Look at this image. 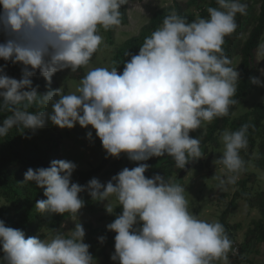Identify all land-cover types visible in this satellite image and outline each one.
Instances as JSON below:
<instances>
[{
    "label": "clouds",
    "instance_id": "clouds-1",
    "mask_svg": "<svg viewBox=\"0 0 264 264\" xmlns=\"http://www.w3.org/2000/svg\"><path fill=\"white\" fill-rule=\"evenodd\" d=\"M126 2L0 0V60L21 66L19 78L0 66V112L10 113L0 121V137L13 128L35 132L49 123L69 130L90 127L86 139L92 141L94 131L106 158L123 154L136 164L107 182L93 177L84 185L73 182L77 165L70 160L28 168L23 184L44 190L45 199L37 200L35 209L49 218L68 214L69 219L51 229L47 239L26 237L0 220V264H97L79 219L86 205L82 194L115 217L106 225L115 233L112 264H229L233 241L224 225L190 212L178 180L160 173L146 176L150 165L145 162L166 155L184 169L200 159L201 141L189 133L227 116L237 103L240 73L223 45L237 28V14H246L242 0H215L217 7H207V18L192 22L170 13L138 53H126L130 59L121 72L94 68L75 93L48 88L40 94L39 85L33 86L37 73L50 84L57 72L87 66L103 43L99 29L119 26ZM250 82L264 86L255 77ZM33 107L37 110L30 111ZM250 127L245 123L221 133L224 151L216 163L226 179L218 177V187L235 185L245 170L241 151L248 147ZM97 240L103 244L106 237Z\"/></svg>",
    "mask_w": 264,
    "mask_h": 264
},
{
    "label": "rangeland",
    "instance_id": "rangeland-1",
    "mask_svg": "<svg viewBox=\"0 0 264 264\" xmlns=\"http://www.w3.org/2000/svg\"><path fill=\"white\" fill-rule=\"evenodd\" d=\"M212 0H127L126 26H116L112 31V45H109L106 31L99 29V34L103 37V43L96 51L94 59L87 66L83 67L82 78L92 69L97 67H106L111 70L114 67V54L126 41L140 35V30L150 20L151 16L164 8H170L171 13L175 12L174 5L179 4L184 15L196 19L202 10H207ZM261 0H242L247 5L246 14L236 16L237 28L241 30V17L249 20L250 28L255 25L259 12ZM129 8H128V7ZM162 25V24H161ZM159 25L158 28L161 26ZM249 28V29H250ZM248 29V30H249ZM156 30V29H155ZM153 30V31H155ZM153 31L143 34L140 43L135 44V50L139 51L145 37L151 35ZM247 37L243 34L240 39L242 44ZM3 36L0 35V41ZM232 67L238 71L240 57L231 56ZM254 62L259 65L258 80L264 83V32L260 38L258 50ZM0 66L4 68L7 75L19 78L21 74L20 65H12L0 60ZM71 70L57 72L55 77L56 87L63 94L75 93L80 80L71 78ZM34 79L43 80L37 73ZM35 81H33L34 86ZM41 89V87H40ZM41 91V90H39ZM264 104V86H255V88L243 99V101L232 111L227 123L221 133L228 129L232 130V123L236 119L246 118V123H252V111L259 105ZM212 122V121H211ZM211 122H204L201 127L189 135L199 137L202 157L193 164L187 165L180 174L171 175L169 178L178 180L185 188V197L189 201V211L199 219L208 222H220L226 228V233L233 241L232 249L228 253L229 258H235L241 251V257L244 262L239 264H264V214L259 212L260 208L264 210V121L256 128L253 134V144L248 141V147L241 151V157L246 162L245 170L240 174V178L235 185H227L226 190L218 187L219 178L226 179L222 166L216 163V160L223 154L224 145L221 141V133L215 131L209 138L208 127ZM90 128L82 129L76 125L72 129H59L53 125L48 126L49 133L43 134L42 129L35 132L26 131L22 133L21 129L13 128L4 137H0V167L8 174L7 176L14 181L11 185H0V220L6 222L9 218L17 214L24 215L27 222L35 226V233L41 239H47L50 230L58 227L62 221H67L69 216H53L49 218L52 224L51 229L40 226L33 219L37 212L35 209V198L43 195V189L35 187L31 182L24 183V173L26 166L23 160L13 156L11 142H16L19 152H29L32 154L41 151L43 159L51 162L53 160L66 159L73 161L77 167L72 174L73 182H78L76 171H87L97 168L104 163L103 169L93 177L99 178L102 182H107L112 175L111 164L117 158L107 157L102 149L99 139H86V133ZM53 137H58L60 142L55 147ZM168 156L151 158L145 163L150 165L145 173L151 177L154 173H160V167L164 166ZM136 164L127 159L121 162L119 169L125 167L132 168ZM164 177L166 175L161 174ZM90 178V179H91ZM168 178V179H169ZM89 179V180H90ZM88 180V181H89ZM80 184V183H79ZM86 184V183H85ZM26 191V192H25ZM89 205L84 207L79 219L86 230L85 242L90 244L91 253L96 258L97 264H112L110 256L114 251V235L107 236L106 225L114 220V215H107L102 203L91 201L86 194H82ZM115 210L119 207L114 204ZM121 211V209H120ZM264 213V212H263ZM69 227H72L69 224ZM13 228H16L13 226ZM105 236L106 241L103 244L98 243L97 238ZM246 237H251L246 244ZM2 255V253H0ZM230 260V259H229ZM228 260V261H229ZM214 264H222L216 261ZM229 264L230 261H229Z\"/></svg>",
    "mask_w": 264,
    "mask_h": 264
},
{
    "label": "trees",
    "instance_id": "trees-1",
    "mask_svg": "<svg viewBox=\"0 0 264 264\" xmlns=\"http://www.w3.org/2000/svg\"><path fill=\"white\" fill-rule=\"evenodd\" d=\"M141 1V0H139ZM126 5L121 6V26H124L127 24V15H126ZM211 7H217V5L215 4V0H212L210 3ZM178 15L185 17L186 20L188 22H192L195 19H192L191 17H189L188 15H184L182 10H181V6L179 4H175L174 5V9H173ZM171 13V9L170 8H164L161 9L157 12H155L150 20L148 21V23L143 26L140 30V35L138 37H133L131 39H129L128 41H126L124 43V45L117 51H115L114 54V67L117 68L118 72H121L123 70V64L125 61H127L128 59H130V56H127L126 53H132V54H136L138 53L137 50H135V44L140 43V41L142 40V36L143 34L147 33L148 31H153L155 29L158 28L159 25L162 24L164 17H166L167 15H169ZM199 17L201 18H207L208 13L207 10H202L200 11ZM240 19L241 24L240 26L242 27L241 30L240 29H236L235 32L227 37H225V43L223 45L224 48V52L225 54L231 58V56H238L240 57V63L238 66V72L240 73V77H239V81L237 83V91L235 96L233 97V99H235L237 101L236 104L232 105L229 109V114L227 116L224 117H220V118H216L211 122V125L208 127V135L206 138H209L215 131L218 132V134L221 133V131L224 128V124L227 123V120L230 118L232 111L243 101V99L255 88V84H252L250 82V78H257L259 76V65L254 62V58L255 55L257 53L258 50V45H259V41L260 38L264 32V0L260 1L259 4V12L256 18V23L254 26H252L250 28V22L249 20H244L241 17L238 18V20ZM102 28V27H101ZM114 28V27H113ZM113 28L109 29L106 31V36L108 38V43L109 45H112V40H111V36H112V31ZM250 28V29H249ZM249 29V30H248ZM243 34H247V37L245 39V41L241 44L240 43V39L241 36ZM96 52L93 54L90 62L94 59ZM83 67L77 69V71L73 72L71 75V78L74 80H80L82 78V72H83ZM35 77V76H34ZM34 77L32 78L33 81H35L34 86L39 85L38 88V92L40 94L44 93L48 88H51L53 90L57 89V85L55 82V77H52L51 83L48 84L44 79L43 80H39V79H34ZM41 87V89H40ZM41 90V91H39ZM30 111H36L37 109L35 107L29 109ZM48 110L50 111V107L48 108ZM10 115V113L8 112H0V121H2L6 116ZM252 123H250V125H252V127L249 128V132H248V141L249 143L252 145L253 144V134L256 130V128H258V126H260V123L262 121H264V104L263 105H259L257 106L253 111H252ZM246 123V118H241V119H236L235 121H233L232 123V130H237L240 126H242L243 124ZM50 125L47 124L44 128L42 129L43 134H48V126ZM90 128V127H89ZM27 130H22V133H25ZM54 140V145L55 147L58 146L60 139L58 137H53ZM12 146H14L13 143H15L14 149H13V156H15L17 159L20 158L23 160V163L26 166V169L28 168H38V167H48L50 162L45 161L43 159V153L41 151H39L38 153L32 154L29 152H19L18 151V147L16 142H11ZM124 160V155L122 154L115 162H113L111 164V168H112V175L117 174L120 169L119 166L121 164V162ZM193 161H190L187 165H192ZM186 165V166H187ZM185 166V167H186ZM104 167V163H101L97 168L95 169H90L87 171H76V175L78 178V183H80L81 185H84L85 183H87V181L95 174H98L101 169H103ZM183 169H178L175 165V162L173 160L172 157L168 156V160L166 163H164V166L160 167L159 171L161 172V174L166 175L165 179H168L171 175H178L182 172ZM7 172L4 171L3 169H1L0 167V185L1 186H5V185H11L14 183V181L12 179H10L7 176ZM26 192V191H25ZM39 199H45V197L43 195H40L38 197L35 198V202ZM85 199V197H84ZM89 200V199H87ZM86 201V205L85 207H87L89 205L88 201ZM259 212L263 215L264 210L263 208L259 209ZM116 214L120 213V207H117V209L115 210ZM65 216H68V214H64ZM33 219L36 223H38L40 226H43L45 228H53L52 224L49 222V217L47 216V214H41L40 212H36L33 215ZM6 226L12 227L15 226L18 229H21L24 231L26 237L31 236L35 233V226L31 225L27 222V220L25 219L24 215L21 214H17L15 217L13 218H9L8 220H6L5 222ZM226 230V228H225ZM112 233L108 232L107 236H110ZM262 237H264V233L260 234ZM251 237H246L245 239V243L247 244L250 241ZM91 252V249H90ZM241 255V251L238 252V255L235 258H229L228 255V260L230 261L231 264H239L244 262V259L240 256Z\"/></svg>",
    "mask_w": 264,
    "mask_h": 264
},
{
    "label": "crops",
    "instance_id": "crops-1",
    "mask_svg": "<svg viewBox=\"0 0 264 264\" xmlns=\"http://www.w3.org/2000/svg\"><path fill=\"white\" fill-rule=\"evenodd\" d=\"M121 26V25H120ZM124 26H126V25H124Z\"/></svg>",
    "mask_w": 264,
    "mask_h": 264
},
{
    "label": "bare ground",
    "instance_id": "bare-ground-1",
    "mask_svg": "<svg viewBox=\"0 0 264 264\" xmlns=\"http://www.w3.org/2000/svg\"><path fill=\"white\" fill-rule=\"evenodd\" d=\"M128 7V6H127ZM129 8V7H128Z\"/></svg>",
    "mask_w": 264,
    "mask_h": 264
}]
</instances>
